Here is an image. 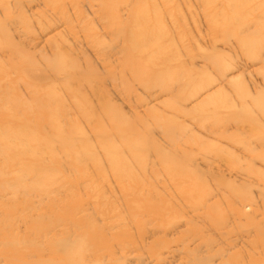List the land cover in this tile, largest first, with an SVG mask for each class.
Instances as JSON below:
<instances>
[{
	"label": "rangeland",
	"instance_id": "rangeland-1",
	"mask_svg": "<svg viewBox=\"0 0 264 264\" xmlns=\"http://www.w3.org/2000/svg\"><path fill=\"white\" fill-rule=\"evenodd\" d=\"M152 1L161 15L146 27L156 28L152 39L164 33L153 39L159 53L150 55L151 45L137 42L142 33L130 29L137 0L114 1L112 18L94 2H77L74 12L69 0H0V82H10L0 86V161L17 159L24 148L26 164L48 163L41 190L62 186L47 198L20 185L10 191L31 195L28 214L50 200L62 202L68 219L75 214L45 229L49 241L34 240L44 258L56 261L68 250L84 230L74 223H95L113 261L100 250L86 264H264V0ZM145 2L140 9L148 11ZM57 9L65 17L55 16ZM32 64L37 71H28ZM13 69L24 72L15 86ZM35 78L43 88L35 99L46 103L44 88H51L65 111L52 119L76 144H55L49 150L56 160L37 147L34 133L14 132L22 124L48 133L47 106L30 110L22 84ZM77 101L87 106L79 115ZM67 118L81 135L69 131ZM100 131L110 142L105 149L97 144ZM22 230L14 218L12 231ZM123 243L138 247L124 253Z\"/></svg>",
	"mask_w": 264,
	"mask_h": 264
},
{
	"label": "bare ground",
	"instance_id": "bare-ground-1",
	"mask_svg": "<svg viewBox=\"0 0 264 264\" xmlns=\"http://www.w3.org/2000/svg\"><path fill=\"white\" fill-rule=\"evenodd\" d=\"M69 1H70V6L74 12H79L80 10L78 5L76 4L77 2L80 3L82 1H86V3L89 4L91 7H93L92 2H94L98 7L97 12H101L103 16L109 14L108 18H112L113 15L111 11L114 1H117L114 4L120 5L121 3H127L128 1L130 2L132 0H69ZM147 1L151 5V9H149L148 11H143L142 9H140L142 5L146 4L145 0H137L136 4L138 6L131 7L130 10L133 11H129V17L133 18V16H135L137 21L130 27V29L131 30L133 29L132 32L135 34L137 33L136 31L142 33V35L139 36L137 42L143 48L146 47L147 45H151V50L153 51L151 52L150 55H153V54H158L161 47V45H159L158 43H154L153 39L155 41H159L158 38L164 32H162L161 34H154L152 39L150 35V29L156 30V28L153 27L154 25H150L147 27L146 25L151 19H154L156 22L157 19H160L161 14L156 12L155 10H152L153 8L152 5H154L152 0H147ZM161 1L164 2V4L165 2L167 3L169 2V0H161ZM203 1H205L206 3L207 0H202V2ZM53 12H56L55 16L61 15L65 17L66 15V12L63 9L62 10L57 9L56 11ZM166 13L169 16H171L172 14L170 9ZM234 17L235 18L239 17L237 12H235ZM103 19L100 17L101 21H103ZM103 23L105 24V29L112 34L113 28L111 27V22L106 21ZM68 24L70 25L72 24V22L68 20ZM71 26L74 27L73 25ZM75 27L80 28L78 25H76ZM91 39H93L92 44H95L93 35H91ZM33 67H34L33 64L28 65L27 68L29 69L28 71H33V72L37 71L34 70ZM18 70L19 69H13V72L16 73L13 75H20L16 83L14 82V86L17 83H20V81L23 79L22 75L24 74V72L19 71L17 73ZM57 75L58 73L56 74V78ZM4 82L6 85L10 84L7 78L5 81L0 82V86L3 88L6 87V85L2 86ZM22 84L25 85L27 88L26 89L27 97H28L27 99L32 100L34 104V106L30 110L33 109L38 110L43 105H45V107L47 106L46 108L48 109V113L46 116L47 120H45V125L46 128L48 129V133L43 134L41 133L40 129L33 128L35 126L25 127V125L22 124L19 125L20 127L16 128L14 132L15 133L19 132L21 134L34 133L35 134L34 142L37 143V147L39 146L43 150L49 151V155H47V158L55 159L53 156H51L52 152L50 151L54 149L55 144L57 145L63 144L64 148L75 147L76 144L72 140V137L68 136L64 131L60 129L61 125L59 124L58 120L52 119L54 115L56 114L62 115V113L64 114L65 111L62 107V104L58 103L55 100V97L53 95L54 93L51 90V88H47V89L44 88V91L45 90L48 91V93H45L47 102L41 103L39 102L38 99H35V96L41 93L43 90L40 80L35 78V81H32L30 83H22ZM13 102L14 103H11L12 109H16V110H18L20 108V105L23 104L22 99L20 97H16ZM34 102L36 103V105ZM4 106L5 104L2 102L0 97V109L4 110L5 109ZM85 106L86 105H82V103L77 101L76 104H74V109H75L74 111L76 112V114L79 115V112L82 113ZM33 121L38 124L40 123L38 119ZM66 122L67 124H69V126H71L69 131L72 130L75 134L81 135L79 130L80 129L79 124H77L75 121H69V120ZM28 124L34 125L33 122H28ZM103 132L104 131L99 132L100 137L98 138H102V139H98L97 144L100 148L105 149L106 146L110 144V142L106 141V137L104 138L105 133L103 134ZM118 134L120 135L119 137L121 138L120 141L121 140L124 141L123 139L125 138V134L119 132ZM46 138L50 139V142H48ZM79 138H77L78 140L77 146H78V153L81 155L84 152L83 149L84 147L82 146L83 144L81 142L82 137ZM23 149L24 148H18L16 150L18 154L17 159L13 161H9L7 160V158H4L0 161V165L2 166V168L0 169V258L2 259L0 260L1 261H3V259L7 260L8 264H86L85 262L88 261H85V259L93 258L91 256H93V254L95 253L97 254V252H99L100 250H102V252H106L109 256L110 240L105 235L102 234L101 230H97V226L95 225V223L90 225L89 223H86L87 225H84V227L81 225H75L74 223L73 228L82 227L84 230L81 231V233L79 234L77 233V235L74 234V239L70 243L71 245L67 247L68 250H65L64 247H62L61 249L62 252L60 256L56 259V261L54 257L48 258L49 256H47V258H44L43 250L35 246L36 242H34V240L36 238H40V239H44L45 241H49L48 239L49 237L47 238L48 233L44 232L45 229L48 227H52L55 224H59L58 220H61L62 223L64 222L65 219L71 220V222H73V218L75 217V214H73L74 215L73 217L68 219L66 217L68 213L65 212L66 208L64 207L63 204H61L62 202L60 200H59L60 202L53 200L47 201V203L42 202L39 204V207L37 208V213H35L34 215L28 214V212L33 209V206L30 203L31 200L29 201L28 199V197L31 195H24V194L17 195L16 193L18 192H15L13 190L12 192L10 191L12 187L16 185H20L22 187L21 190L26 191L29 188V190L31 191L34 190L32 191V195L43 196L47 198V196L49 195L59 194V189H61L62 186H60L61 183L59 184L54 182L49 186L58 184L56 185L58 191H42L40 184L41 183L48 184L47 180H44L48 177V175L46 174L48 171L47 168H49L47 165L48 163L44 166L42 165V162L31 166L26 164L21 157V155L24 153V151H22ZM31 150H34V147H32ZM75 162L76 163L81 162V161L79 162L78 156L76 157ZM52 163L54 164L55 161ZM84 170L85 169H81L78 171L79 173L81 172L82 174H84L85 173ZM54 211L56 212L55 214L56 216L54 219H50L51 218L50 215H52ZM18 217L19 219H21L23 224V230L21 234L19 232L14 233L12 231L13 219L14 218L18 219ZM66 224H70V223H66ZM61 241L62 240H60V242ZM60 246L61 244L53 245L54 248L55 247L59 248ZM95 246L97 247L96 251L94 249ZM128 247L134 250L136 249V247H138V245L123 243V245L119 246V249L120 251L126 253ZM85 249H87V253H86L87 255L83 257L82 252ZM51 256H52V251H51ZM109 259H111V256H109L108 259L105 260L107 262L113 261ZM115 260L118 261L117 259Z\"/></svg>",
	"mask_w": 264,
	"mask_h": 264
}]
</instances>
